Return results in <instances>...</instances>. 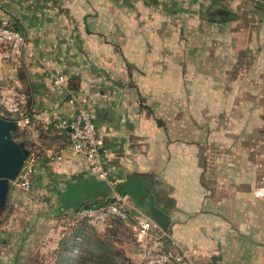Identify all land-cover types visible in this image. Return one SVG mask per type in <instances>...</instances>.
<instances>
[{"label":"crops","instance_id":"obj_1","mask_svg":"<svg viewBox=\"0 0 264 264\" xmlns=\"http://www.w3.org/2000/svg\"><path fill=\"white\" fill-rule=\"evenodd\" d=\"M3 18L35 59L0 57V109L9 88L25 96L31 126L14 138L41 149L33 189L51 194L57 223L116 194L149 214L151 193L168 237L150 235L134 264L156 242L197 249L198 264H264L253 152L264 150V0H0ZM49 71L95 112L109 181L69 150L59 125L77 107ZM128 223L136 235L133 214Z\"/></svg>","mask_w":264,"mask_h":264},{"label":"built area","instance_id":"obj_2","mask_svg":"<svg viewBox=\"0 0 264 264\" xmlns=\"http://www.w3.org/2000/svg\"><path fill=\"white\" fill-rule=\"evenodd\" d=\"M0 57L4 61H23L35 59L34 50L28 45L25 36L14 29L9 19L0 20ZM57 91L68 92V103L77 107V113L71 121H63L59 127L70 129L69 150L83 156L90 170L95 172L100 179L109 181V173L104 167L106 153L103 150V142L98 136L96 127V114L90 108L87 99L79 97L71 91L68 79L60 74L48 72ZM5 94H1V106L5 109L10 119L18 121L24 127L31 126V121L23 114L22 106L25 104V96L16 88H9ZM29 149V148H28ZM30 153L18 176L15 184L24 191H30L33 187V177L39 164L41 149L36 145L29 149ZM256 154L255 170L257 182L254 195L264 198V150H254ZM52 161L64 159L63 150L57 153H49ZM133 214L138 225L135 242L144 245L150 235L156 239L168 237L149 214L135 208L130 198L126 195L116 194L112 202L98 207H86L74 213L69 221H86L90 226L99 228L111 221H127ZM199 251L197 249H181L180 252L165 251L157 248V242L147 245L143 254V264H198Z\"/></svg>","mask_w":264,"mask_h":264},{"label":"rangeland","instance_id":"obj_3","mask_svg":"<svg viewBox=\"0 0 264 264\" xmlns=\"http://www.w3.org/2000/svg\"><path fill=\"white\" fill-rule=\"evenodd\" d=\"M0 112L7 115L1 109ZM51 198L48 191H37L33 187L30 191H24L15 183L11 186L6 205L8 208L0 215V264H57L58 250L66 239L68 229L77 221L64 219L62 223H57V207L51 203ZM64 198H68V194ZM27 224L30 225L26 229ZM134 235V227L128 220L111 221L99 228L87 223L85 235L75 239L86 245L90 240L94 246H102L103 251L91 249L88 254L80 247L75 248L72 260L62 264H84L85 257L86 264H92L90 254L96 255L97 252L101 255L104 253L106 261L96 264H134L132 250H140Z\"/></svg>","mask_w":264,"mask_h":264},{"label":"water","instance_id":"obj_4","mask_svg":"<svg viewBox=\"0 0 264 264\" xmlns=\"http://www.w3.org/2000/svg\"><path fill=\"white\" fill-rule=\"evenodd\" d=\"M19 129L17 120L0 116V211L6 207L11 186L16 182L30 153L25 143L17 142L14 138ZM145 197L150 217L163 231L168 232L170 216L157 206L153 194L147 193Z\"/></svg>","mask_w":264,"mask_h":264},{"label":"trees","instance_id":"obj_5","mask_svg":"<svg viewBox=\"0 0 264 264\" xmlns=\"http://www.w3.org/2000/svg\"><path fill=\"white\" fill-rule=\"evenodd\" d=\"M12 27L14 29L18 30L15 26L12 25ZM99 205L98 204L97 205H88V206H85L83 208L98 207ZM7 208H8V206H6L3 210H1L0 215L5 213ZM86 224H87L86 221H77L74 226H72L68 229V234H67V236H65L66 239L62 242L61 247L58 250V257L59 258L57 260V264H62V262H66L67 260H72V254H73V251L75 248L80 247V248L88 251V254L91 251V249L92 250L97 249L98 252L103 251L102 246H100L99 244H95V246H94V244L90 240L87 241L88 244L86 245V244H83L80 240H78V238L75 239V237H81V236L85 235V225ZM72 237H74L73 241L71 240ZM134 237H135V235H134ZM92 252H95V251H92ZM98 252L96 255H94L92 253L90 254L93 257L92 258L93 262H91L92 264H96L99 261H101V262H103L104 260L106 261V259H104L105 258L104 253H103V255H101ZM81 256L82 255H80V257ZM86 262H87V258L85 257L83 263L86 264ZM80 264H82V263H80Z\"/></svg>","mask_w":264,"mask_h":264}]
</instances>
